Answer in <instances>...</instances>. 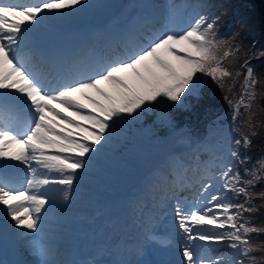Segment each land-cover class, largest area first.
Listing matches in <instances>:
<instances>
[{
    "label": "snow or ice",
    "instance_id": "snow-or-ice-1",
    "mask_svg": "<svg viewBox=\"0 0 264 264\" xmlns=\"http://www.w3.org/2000/svg\"><path fill=\"white\" fill-rule=\"evenodd\" d=\"M84 3L0 0V206L17 229L39 231L42 212L53 199L49 186H61L62 199H69L79 173L99 152L116 121L134 118L161 100L181 102L196 90L201 74L220 88L241 75L226 66L240 48L235 37L221 38L217 19L199 13L183 31L171 30L168 25L186 7L174 3L166 6L163 31L137 35L129 29L121 37L122 45L108 56L66 62L37 55L31 30L44 14ZM241 67L246 69L243 94L232 118L239 117L243 106L248 113L243 126L249 131L232 141L237 149L251 145L250 136L256 135L251 110L264 98V92H257L259 81L250 60ZM17 112L25 119L21 128L15 126ZM228 155L240 164L249 159H241L235 149ZM14 165L24 166L30 174L24 185L12 181ZM262 181L264 160L245 167L243 175L231 162L220 160L215 176L198 181L194 196L199 207L173 194V216L184 237L181 264H264V255L259 259L252 255L264 253V240L256 243L253 238L264 234V227L255 226L245 215L264 207V188L256 191ZM221 245L223 249L213 247Z\"/></svg>",
    "mask_w": 264,
    "mask_h": 264
},
{
    "label": "rangeland",
    "instance_id": "rangeland-1",
    "mask_svg": "<svg viewBox=\"0 0 264 264\" xmlns=\"http://www.w3.org/2000/svg\"><path fill=\"white\" fill-rule=\"evenodd\" d=\"M170 3L186 5V7L177 12V15L168 25L171 30L179 32L183 31L188 26V22L199 13L198 6H200L201 2L198 3L199 5L197 6L195 0L192 2L190 0H153V2L149 0H85L83 5L77 6V9L83 10L82 14L72 12L73 19L70 20V23L82 19H91L95 23V27L88 39L77 43V48L80 49L78 57L88 58L90 51L93 50L98 52V56L110 55L112 49L117 47L115 46L116 44L122 45L121 37L127 33L129 29H135L137 35L147 34L157 29L163 31L164 29L162 26L166 23V6ZM152 4L155 5L154 9L150 6ZM108 8L114 9L110 16H107ZM71 11L72 10L53 14L46 13L44 14L45 19L35 25L32 30L39 29L42 33H45L46 36L52 35L51 33L59 30V27L53 25L52 22L58 21L60 17L67 16ZM143 15L149 17V19H141ZM68 28L67 26L62 30H68ZM33 48L39 56H41L42 52L46 51L44 45H39L36 43L35 39L33 40ZM60 52V59L65 60L69 52V47H64ZM17 121L18 119L16 117L15 124H17ZM124 125L126 124H124L123 119L116 121L99 152L93 153L89 157L88 166L79 173L80 176L74 184L73 190L67 201L62 199V192H60L58 200L54 203L55 206H52L53 213L49 226L44 232L37 235V238H40L39 241L38 239H36V242L33 241L34 244L30 246L32 249H28L25 255L27 260H33L34 258L38 260L45 254L53 256L50 263L63 264L59 259L64 250L60 241H62L63 238L65 239V237L69 238L71 235L75 234V231L78 229H76V227L86 224L88 217H91L88 214V209L96 207L94 214H96V216L105 214L109 221V228L114 230L115 227H117L114 219L119 218L121 220L119 228L124 232L134 227H137L141 231V239L138 243L140 246L138 258L140 261H146L145 251L147 242L154 241L156 243L158 242L157 244L169 245L166 244V241L170 239V235H168L169 238L167 237L164 241H158L156 236H158V231L162 227L163 229H174L170 223L171 215L173 217V194L186 197L189 206H200L195 203L194 195L192 199L189 198L186 189L183 190L184 193H180L176 188L172 187L169 192L171 194L166 196V191H162L168 189L170 184L166 186L162 184V188L159 189L162 191L150 195L146 190L153 186L152 181L154 174L162 172L161 176H164L165 168L168 166L172 173L178 172L180 173V177H182L180 171L186 170V168L188 169L192 164L195 165L197 163L196 159L198 158L195 153L204 151V148H210L213 157L211 161L205 164V166H208L205 176H215L216 173L220 171V160L231 162L234 166L236 164L235 158L230 157L228 153L230 149L238 151L236 146L232 143V141L236 139L237 122L236 120L234 121L229 114L224 113L216 118L207 129L208 136L212 140L214 139L217 144H212L207 140L203 144L194 145L187 138L179 136L173 138L172 144L165 148L161 154L160 162L153 159L146 160L138 156L136 158L130 157L131 159L121 166L108 167L106 164L109 163L108 160L110 161L109 155L120 154L117 150V146H115V142L123 143L122 141L124 139L120 137V130ZM177 159L183 161L182 165H179V161H176ZM105 168H107V170ZM136 173L141 174L140 184H143L146 189L142 188V186H140V188L135 186L130 198L123 205L118 204L114 207L110 206L109 203L112 195L109 194V197V195H107V190L116 188L114 194L117 195L127 193L129 190H132V185L128 184L127 175ZM187 176L190 178L191 182H194L195 173L193 169H189ZM205 176H203V173H200V178L203 179ZM173 180L174 177H171V183ZM181 180L184 182L185 179L181 178ZM198 181L199 180H196L194 183L195 188L198 185ZM53 186L61 187L59 185H51L49 187ZM127 189L128 191L125 192ZM41 191H45V189ZM196 191L197 189L191 192L195 194ZM162 194L163 196L165 195V198L162 200L157 199ZM0 221L12 225L11 221L4 215L3 209L0 210ZM69 229L72 231L71 233L67 232ZM181 238V244H183L184 237L181 235ZM213 247H220L223 249L222 245ZM34 249L36 250L34 251Z\"/></svg>",
    "mask_w": 264,
    "mask_h": 264
},
{
    "label": "trees",
    "instance_id": "trees-1",
    "mask_svg": "<svg viewBox=\"0 0 264 264\" xmlns=\"http://www.w3.org/2000/svg\"><path fill=\"white\" fill-rule=\"evenodd\" d=\"M153 2V0H149ZM191 2L194 0H190ZM199 7V13L206 15L210 20L217 19L218 36L224 39H232L240 45L235 57L230 58L226 65L234 72H240L235 82L229 79L224 88H220L210 77L200 75L197 80V88L193 93L186 94L179 103H172L161 100L159 103L148 106L144 111L134 118L125 117L124 127L120 130V137L124 140L115 142L120 154L109 155L108 165L118 166L129 161L128 158L138 156L147 157L151 154L153 160H160V150L172 144L175 137H184L194 144H203L209 140L213 144L217 142L207 134V129L221 114H229L233 117L235 105L238 104L242 93V85L246 76V69L242 68L245 59L250 60V66L254 70V75L258 78L257 92H264V0H195ZM152 7H155L152 4ZM114 9L108 8L110 15ZM83 11V10H82ZM81 9H73L65 17L58 18L52 22L53 25L63 26L73 19L72 12L82 14ZM231 89V90H229ZM228 97L226 100L225 97ZM229 100L232 103H229ZM255 113L256 135L250 136L251 145L247 148L240 147L238 151L241 159L249 157L244 163L236 161L235 168H238L243 175L245 167L253 168L258 161L264 159V98H259L251 110ZM248 113L244 107H240L239 117L236 119L237 128L235 138L240 139L244 132L249 129L243 126V121L247 119ZM126 137V138H125ZM115 148V147H114ZM197 155V153H195ZM198 160L205 162L212 157V151L207 148L198 153ZM106 169V168H105ZM166 176H161V172L153 178L149 187L153 195L162 188V183H170L171 171L167 167ZM264 188V181L257 184L256 191ZM164 191V190H163ZM162 191V192H163ZM257 205L260 201H255ZM246 217L255 223L257 227H264V207ZM251 226V225H250ZM254 241L259 243L264 240V234H253ZM259 259L264 253L253 252Z\"/></svg>",
    "mask_w": 264,
    "mask_h": 264
},
{
    "label": "bare ground",
    "instance_id": "bare-ground-1",
    "mask_svg": "<svg viewBox=\"0 0 264 264\" xmlns=\"http://www.w3.org/2000/svg\"><path fill=\"white\" fill-rule=\"evenodd\" d=\"M89 33H91V30ZM32 35L34 36L36 43L44 45L47 53L51 55L47 56V58H61L60 51L63 50V47H61L56 40L53 38H45V33H42L39 29L32 30ZM72 43L74 44L73 47H76L77 42L73 40ZM68 47L69 52L64 60L66 62L76 59L80 50L78 48H73L71 44ZM96 56H98V52L93 50L90 51L88 58ZM16 116L18 118L20 117V119L24 118L19 112H17ZM15 126L21 128L20 123L15 124ZM176 161L178 162L179 159ZM182 162L183 161L180 160L179 165H182ZM13 169L15 172L10 173L12 178H30V174L26 171L24 166L14 165ZM79 176L80 174L78 177ZM136 177L140 180L131 184L133 188L141 183V174H137ZM47 191L53 199L42 212V222L38 232L33 233L26 229H17L11 224L0 221V247H6L8 250V254H4L0 251V264H52L50 263L53 258L52 255H40L41 258L38 260L35 258L33 260H27L25 256L28 249L31 248L30 246L34 244L33 241L36 242V239H38L37 235L48 228L53 213L52 206L59 198L61 187H49ZM115 191L116 188L107 190V195H112L109 203L112 207L116 206L113 200L117 196V194H114ZM127 191L128 189L125 192ZM1 209H3L2 206H0V210ZM21 214H23V210ZM91 217H88L86 224L76 227V229H78L75 231V234L71 235L69 238L65 237V239L63 238V240L60 241L61 244H66L63 254L59 257L63 264H163L164 261L168 260L171 261L170 264H181L180 246L182 238L181 233L178 231L174 216L172 217L171 215L170 217V223L174 229H172L166 236L168 237V235H170L171 243H168L169 245L165 246L157 244L158 242L156 243L154 241L147 242L145 251L146 261H140L138 258L140 250L138 243L141 239V231L137 227L124 232L119 228L121 220L116 218L114 220L117 227L113 230L108 227L109 221L105 214H100L98 216L93 214ZM67 232L71 233L72 231L69 229ZM77 238L85 239L82 249H76L80 241V239ZM157 239H160V237ZM39 240L40 238L38 241ZM35 250L36 249H34V251Z\"/></svg>",
    "mask_w": 264,
    "mask_h": 264
}]
</instances>
